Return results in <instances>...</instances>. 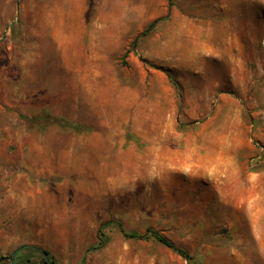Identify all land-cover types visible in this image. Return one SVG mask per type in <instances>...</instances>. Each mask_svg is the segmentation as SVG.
<instances>
[{
	"label": "rangeland",
	"instance_id": "1",
	"mask_svg": "<svg viewBox=\"0 0 264 264\" xmlns=\"http://www.w3.org/2000/svg\"><path fill=\"white\" fill-rule=\"evenodd\" d=\"M117 222L264 264V0H0V264H189Z\"/></svg>",
	"mask_w": 264,
	"mask_h": 264
},
{
	"label": "trees",
	"instance_id": "2",
	"mask_svg": "<svg viewBox=\"0 0 264 264\" xmlns=\"http://www.w3.org/2000/svg\"><path fill=\"white\" fill-rule=\"evenodd\" d=\"M157 21L154 20L151 23L148 24V26L142 31V33L140 35H146L148 34L154 27L155 23ZM137 39V38H136ZM136 39L133 41V43L136 42ZM167 76L170 78L172 84L175 86L176 92H177V96L179 98V100L181 99V88L178 85V83L174 80V78L170 75V73H166ZM63 126H68V123L66 121H63V123H60ZM116 227L118 228L119 232L125 237V238H130V239H148L150 237H152L153 239H155L156 241H158L159 243H161L162 245L166 246L167 248H169L170 250H172L173 252H175L176 254H178L179 256L183 257L184 259H186L188 261L189 264H195V259L194 257L184 248L177 246L176 244H174L170 239H168L166 236L162 235L161 233H159L156 230L147 228L145 229L144 233H138L136 231H127L125 230L121 223L117 222L115 223ZM106 225V223H102L98 230H97V238H98V242L96 247H92V248H99L102 247L105 244V239H103L102 236H104L103 233V227ZM18 250H28V251H36L39 254V258L38 260L40 261L41 264H62L59 263L58 261H56L52 255L46 250V249H41L35 246H28V245H22L18 248ZM17 255V254H16ZM14 256V260L9 263V264H36L37 263V259H34L32 257H28V256H20L16 259L17 256ZM4 259V257L0 256V262Z\"/></svg>",
	"mask_w": 264,
	"mask_h": 264
},
{
	"label": "water",
	"instance_id": "3",
	"mask_svg": "<svg viewBox=\"0 0 264 264\" xmlns=\"http://www.w3.org/2000/svg\"><path fill=\"white\" fill-rule=\"evenodd\" d=\"M14 254V253H13ZM13 254L11 255V260L13 259Z\"/></svg>",
	"mask_w": 264,
	"mask_h": 264
}]
</instances>
